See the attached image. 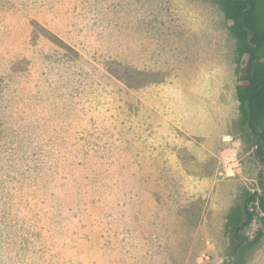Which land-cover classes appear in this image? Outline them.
Wrapping results in <instances>:
<instances>
[{"label": "rangeland", "instance_id": "374dc122", "mask_svg": "<svg viewBox=\"0 0 264 264\" xmlns=\"http://www.w3.org/2000/svg\"><path fill=\"white\" fill-rule=\"evenodd\" d=\"M211 0H0V264H264L225 231L264 163ZM246 60V57H244Z\"/></svg>", "mask_w": 264, "mask_h": 264}, {"label": "trees", "instance_id": "16d2710c", "mask_svg": "<svg viewBox=\"0 0 264 264\" xmlns=\"http://www.w3.org/2000/svg\"><path fill=\"white\" fill-rule=\"evenodd\" d=\"M217 4L234 39L235 88L239 126L247 138L254 139L255 153L264 163V0H211ZM246 57V60H244ZM257 218L264 223V193L247 191L232 208L224 223L225 231L237 243L230 247L237 256L253 248L263 236L259 229L252 239L244 233Z\"/></svg>", "mask_w": 264, "mask_h": 264}, {"label": "water", "instance_id": "95a60500", "mask_svg": "<svg viewBox=\"0 0 264 264\" xmlns=\"http://www.w3.org/2000/svg\"><path fill=\"white\" fill-rule=\"evenodd\" d=\"M261 60H264V58L263 59H261ZM234 259V254L232 255V260Z\"/></svg>", "mask_w": 264, "mask_h": 264}]
</instances>
